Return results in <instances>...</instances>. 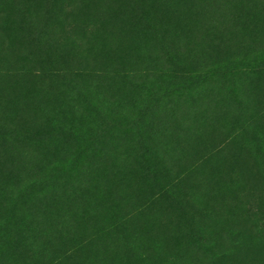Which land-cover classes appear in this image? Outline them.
Masks as SVG:
<instances>
[{"label":"rangeland","instance_id":"1","mask_svg":"<svg viewBox=\"0 0 264 264\" xmlns=\"http://www.w3.org/2000/svg\"><path fill=\"white\" fill-rule=\"evenodd\" d=\"M0 264H264V0H0Z\"/></svg>","mask_w":264,"mask_h":264}]
</instances>
